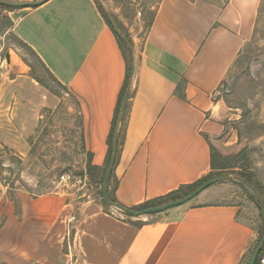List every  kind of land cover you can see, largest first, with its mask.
<instances>
[{
    "label": "crops",
    "instance_id": "crops-1",
    "mask_svg": "<svg viewBox=\"0 0 264 264\" xmlns=\"http://www.w3.org/2000/svg\"><path fill=\"white\" fill-rule=\"evenodd\" d=\"M260 5L261 0H160L151 7V26L140 49L135 47L136 71L109 185L111 190L116 180L113 195L118 204L142 205L213 171V140L225 129L223 106L214 95L253 36ZM10 16L14 33L79 101L85 177L89 162L103 170L127 61L99 1L48 0L15 9ZM23 73L13 80H33ZM18 90L29 96L28 87ZM42 97L48 98L45 93ZM22 100L21 122L27 131L31 104L24 96ZM14 111L15 105L13 119ZM11 134L6 142L15 147L16 134ZM215 186L142 222L124 243L116 232L123 222L94 213L100 228L110 227L103 233L108 248L96 241L85 244L83 255L71 264H242L253 228L237 205L209 200ZM21 199V216H16L14 205H7L9 227L17 222L8 229L13 249L58 264L47 243L71 203L63 195L34 199L22 194Z\"/></svg>",
    "mask_w": 264,
    "mask_h": 264
},
{
    "label": "rangeland",
    "instance_id": "rangeland-1",
    "mask_svg": "<svg viewBox=\"0 0 264 264\" xmlns=\"http://www.w3.org/2000/svg\"><path fill=\"white\" fill-rule=\"evenodd\" d=\"M98 1L105 15V10L111 12L115 27L132 39L134 50L140 49L145 27L152 18L151 7L160 0ZM13 10L0 8V264L49 263L41 256L18 254L13 249L8 229L17 222L13 221L9 227L7 205H14L16 216H21L22 194L34 199L63 195L71 203L53 225L47 243L54 261L71 264L83 255L85 244L96 241L101 242L102 248H108L103 233L110 227L100 228L94 213L123 222V229H116L117 235L123 236V243L138 225L155 220L157 215L135 218L105 202L102 187L108 163L94 178L85 177L79 101L14 33L10 16ZM23 71L33 78L28 84L21 77L13 80L23 75ZM23 86L29 88V96L18 90ZM43 93L47 99L42 97ZM23 96L31 104V120L26 116V123L31 126L27 131L21 122L25 119ZM214 96L222 103L225 129L213 140V158L219 167L213 173L229 174L231 178L216 183L209 200L237 205L241 218L253 228V240L242 262L248 264L263 234L264 0H261L253 36L244 44ZM14 105L15 119L11 116ZM11 132L16 134L15 147L6 142L13 138ZM65 173L71 176L68 183L60 182ZM76 178L81 182L73 183ZM115 184L113 179L112 194ZM80 261L84 263L81 258ZM261 264H264L262 259Z\"/></svg>",
    "mask_w": 264,
    "mask_h": 264
},
{
    "label": "water",
    "instance_id": "water-1",
    "mask_svg": "<svg viewBox=\"0 0 264 264\" xmlns=\"http://www.w3.org/2000/svg\"><path fill=\"white\" fill-rule=\"evenodd\" d=\"M46 1H48V0L18 1V2L17 1H9V0H0V5L7 6L10 8H15V9L16 8H28V7L40 6L43 3H45ZM105 12H106L108 20L113 25L115 33L124 42V44H126L128 46V48L130 50L131 62H132L131 72H132V76H134L135 71H136L134 47L129 42V38L127 37V35L120 28L115 27V19L112 16L111 12H109L108 10H105ZM130 92H131V87H129L127 89V91L124 95V98H123V102L121 105V110H120V114H119V118H118V123H117L115 133H114L112 153H111V156H110V159H109V162L107 164L106 171H105V175H104L102 195H103V199L105 200V202H107L108 204H111L113 206H116L120 210L129 214L131 217H135V218L148 217V216H153V215H157L160 213H164V212L169 211L175 207L186 204L189 201L193 200L195 197H197L199 194H201L204 190L209 188L211 185H213L217 182H220V181L228 180L231 178V175H229V174L213 175V176L205 179L204 181H202L192 191H190L189 193H187L186 195H184L182 197L169 200V201L164 202L162 204L144 207V208L138 209V210L133 209V208H127V207H124L118 203L111 201L109 198V195H108V190H109L112 172H113L116 160H117L121 124H122L123 119H124L125 110H126V106H127V101L129 99V96H130ZM261 214H262V219H263V234H262V237H261L259 243L255 247V249H254V251L250 257L248 264H255L256 263L258 256L260 254V251L264 246V204L263 203L261 205Z\"/></svg>",
    "mask_w": 264,
    "mask_h": 264
},
{
    "label": "trees",
    "instance_id": "trees-1",
    "mask_svg": "<svg viewBox=\"0 0 264 264\" xmlns=\"http://www.w3.org/2000/svg\"><path fill=\"white\" fill-rule=\"evenodd\" d=\"M0 8H3V9H11V10L12 9H15V8H10V7L3 6V5H0ZM104 15H105V13H104ZM108 22L111 25V27L113 28V25L111 24V22L109 20H108ZM151 23H152V19L148 22L147 26L145 27V33L148 31L149 27L151 26ZM116 36H117V38L119 40L121 49H122L123 54H124V56L126 58V61H127V74H126L125 81L123 83V86H122V89H121V92H120V95H119V99H118L117 106H116V110H115V116H114V119H113L112 129H111V133H110V136H109V139H108L109 150H108L106 164L109 162V159H110V156H111V153H112L113 138H114L115 129H116V126H117V123H118V118H119V114H120V110H121V105H122V102H123V98H124V95H125L127 89L129 87H131L132 86V83H133V76H132V72H131V68H132L131 67V64H132V62H131L130 50H129L128 46L126 44H124V42L119 38V36L117 34H116ZM20 41L25 46H27L38 57V59L44 64L43 60L40 58V56L37 54V52L29 44H27L26 42H24L22 39H20ZM129 42L131 44H133V41H132L131 38H129ZM127 108H128V101H127V106H126L125 115H124V119H123L122 124H124V121H125L126 116H127ZM122 124H121V126H122ZM119 145H120V138H119ZM119 145H118V150H119ZM87 168H88V173L91 176V178L92 177L94 178L95 173L98 170H100L99 167L92 165L91 162L88 163ZM212 168H213V171L216 170V169H219V167L215 165L214 158L212 160ZM213 171L208 176H206L203 180H201V181H199V182H197L195 184L182 186L178 190H175V191L169 193L168 195H165V196H162V197H159V198H155V199L149 200V201H147L146 203H144L142 205L133 207V209H137L139 207H149V206H153V205H158V204H162V203H164L166 201L179 198V197H181V194H185L186 191L187 192L188 191H191L195 186L199 185L202 181H204L205 179H207V178L215 175L213 173ZM248 181L252 183V180L248 179ZM251 183H249V185H251ZM108 195H109V198H110L111 201H113L115 203H118L117 199L112 194L110 188H109ZM263 258H264V246L261 249L260 254L258 256V259H257V261H256L255 264H261V259H263Z\"/></svg>",
    "mask_w": 264,
    "mask_h": 264
},
{
    "label": "built area",
    "instance_id": "built-area-1",
    "mask_svg": "<svg viewBox=\"0 0 264 264\" xmlns=\"http://www.w3.org/2000/svg\"><path fill=\"white\" fill-rule=\"evenodd\" d=\"M71 179V176L69 175V174H62L61 175V180H60V182H66V183H68L69 181H71L70 180ZM76 181H79V182H81V180L80 179H75V181L73 182V183H75ZM262 261L264 262V259H262Z\"/></svg>",
    "mask_w": 264,
    "mask_h": 264
}]
</instances>
